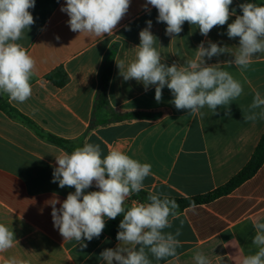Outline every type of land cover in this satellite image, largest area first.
Masks as SVG:
<instances>
[{
  "label": "crops",
  "instance_id": "0c3cea01",
  "mask_svg": "<svg viewBox=\"0 0 264 264\" xmlns=\"http://www.w3.org/2000/svg\"><path fill=\"white\" fill-rule=\"evenodd\" d=\"M65 2L35 0V7L29 10L35 23L17 41L36 61L31 97L18 103L0 94V102L17 113L0 109V223L11 227L18 240L15 247L0 253V264L11 257L25 264H101L100 253L119 243L116 235L123 214L106 220L99 238L84 241L86 248L75 240H64L53 227L46 201L54 194L63 201L75 189H61L52 182L55 156L65 150L49 142L47 135L69 141L76 148L85 142L99 144L102 156L121 150L152 165L153 174L144 180L143 191L189 198L211 192L234 177L264 134V120H243L255 92L264 95V52L257 53L244 71L230 65L239 38H228L227 24L214 27L204 37L196 25L185 22L183 31L173 39L165 34L166 24L157 22L155 8L149 5L146 10V0H131L114 33L95 37L70 30L69 17L60 10ZM245 2L264 4V0H233L230 10L241 14L239 5ZM234 19L235 15L228 23ZM148 20L157 38L155 47L169 66L193 59L205 40L229 47L225 55L206 62H220L243 85L242 95L229 105L230 116L220 106L216 114L205 107L203 116L190 115L188 110L174 107L167 87L157 103L155 86L145 91L142 83L123 80L116 61L134 59L139 32ZM108 60L112 62L109 108H97L99 75ZM59 69L68 81L55 87L46 77ZM110 110L141 116L116 121ZM94 190L98 189L93 186L86 191ZM134 203L144 202L130 196L125 207ZM257 217H264V164L231 193L170 217L172 227L164 231L180 232L177 256L161 261L149 258L152 264H196L194 256L200 252L210 264H239L241 256L258 250L252 243Z\"/></svg>",
  "mask_w": 264,
  "mask_h": 264
},
{
  "label": "clouds",
  "instance_id": "9594fccd",
  "mask_svg": "<svg viewBox=\"0 0 264 264\" xmlns=\"http://www.w3.org/2000/svg\"><path fill=\"white\" fill-rule=\"evenodd\" d=\"M130 3L131 0H66L60 10L68 15L71 31L104 37L114 33ZM232 4L233 0H146L144 7L149 10L150 5L158 11L157 22L166 24L165 34L173 39L183 31L185 22L196 25L204 37L214 27L227 24L228 38H239L229 63L244 71L257 53L264 52V4L241 3L239 15L230 10ZM34 7L35 0H0V94L18 103H24L32 95L31 79L36 61L17 41L35 23L29 11ZM234 15L235 19L228 23ZM146 25L139 32L140 44L134 48V59L127 63L123 59L116 61L123 80L142 83L145 91L155 86L157 103L161 102L162 90L167 87L174 107L188 110L190 115L203 116L201 110L205 107L216 114L220 106L230 116L229 105L242 95L243 85L220 62H206L225 55L229 47L205 40L198 45L193 59L169 66L162 62L161 53L155 47L157 38L151 31L152 21H146ZM257 119L264 120V95L259 91L243 115L245 122ZM152 174L150 163H142L121 150L113 149L102 156L99 144L85 142L70 154L61 151L55 156L52 182L58 183L61 189L68 187L75 191L69 192L63 201L55 194L46 201L51 207L53 227L64 240H75L81 248H86L84 241L99 238L106 220L123 214L116 235L119 243L100 253L101 264H152L149 255L156 261L177 256L180 232L164 231L172 227L170 217L177 216L179 205L174 199L149 194L147 202L125 207V201L133 193H139L144 188V180ZM93 186L98 190L86 191ZM253 226L252 243L258 250L241 256L239 264H264V217H257ZM17 244L12 228L0 223V253ZM194 259L196 264H210L200 252ZM5 264H25V261L11 257Z\"/></svg>",
  "mask_w": 264,
  "mask_h": 264
},
{
  "label": "trees",
  "instance_id": "16d2710c",
  "mask_svg": "<svg viewBox=\"0 0 264 264\" xmlns=\"http://www.w3.org/2000/svg\"><path fill=\"white\" fill-rule=\"evenodd\" d=\"M111 68H112L111 60L106 61L101 68L99 75L100 84L96 97L97 108H107V109L109 108L107 103V88L111 76ZM46 79L55 87H62L68 81L67 75L62 69H59L54 73L47 75ZM0 109L10 114L17 115V113L12 108H10V106L7 103L0 102ZM110 112L114 115V119L116 121H122L125 119L141 116L140 114H127V113L115 114L111 110ZM46 138L48 139L49 142H51L52 144L58 147H61L69 154L76 149V147L73 146V144H71V142L69 141L62 140L51 135H47ZM262 164H264V134H262L248 163L224 185L203 195H198L189 198H171L174 199L176 203L179 205V208L177 209V213L186 208L193 207V204L194 206L207 204L219 197L231 193L240 184L251 178L256 173V171L261 167ZM149 194L150 193L141 190L139 193H133L131 197L133 199H139L143 202H147V197Z\"/></svg>",
  "mask_w": 264,
  "mask_h": 264
}]
</instances>
